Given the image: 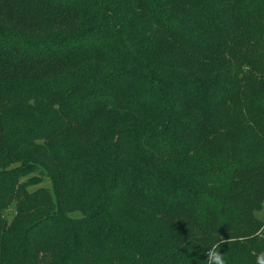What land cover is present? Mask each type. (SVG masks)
Wrapping results in <instances>:
<instances>
[{
    "label": "trees",
    "instance_id": "obj_1",
    "mask_svg": "<svg viewBox=\"0 0 264 264\" xmlns=\"http://www.w3.org/2000/svg\"><path fill=\"white\" fill-rule=\"evenodd\" d=\"M263 204L264 0H0V264H257Z\"/></svg>",
    "mask_w": 264,
    "mask_h": 264
},
{
    "label": "rangeland",
    "instance_id": "obj_2",
    "mask_svg": "<svg viewBox=\"0 0 264 264\" xmlns=\"http://www.w3.org/2000/svg\"><path fill=\"white\" fill-rule=\"evenodd\" d=\"M35 142H42V140L36 139ZM48 164H51L53 161L51 157L46 160ZM23 164L20 161H16L11 163V167H21ZM21 177L20 180L27 184L28 190H34L37 188H46L51 193L54 192L53 184L51 178L47 175L45 169L35 167L34 169H28L26 167L20 169ZM59 201V198H58ZM14 213V205H10L3 211L4 217L10 220ZM257 215L264 220V204L262 206V210L257 212ZM67 216L73 219H80L83 217V214L80 211H71L67 213Z\"/></svg>",
    "mask_w": 264,
    "mask_h": 264
},
{
    "label": "clouds",
    "instance_id": "obj_3",
    "mask_svg": "<svg viewBox=\"0 0 264 264\" xmlns=\"http://www.w3.org/2000/svg\"><path fill=\"white\" fill-rule=\"evenodd\" d=\"M212 258L215 261V264H225V261L220 255H214ZM257 264H264V254L257 256Z\"/></svg>",
    "mask_w": 264,
    "mask_h": 264
}]
</instances>
